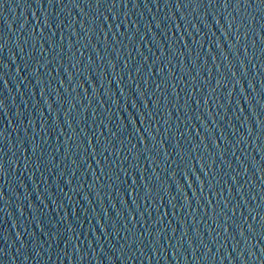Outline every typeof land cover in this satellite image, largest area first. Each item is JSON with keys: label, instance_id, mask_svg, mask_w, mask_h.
<instances>
[{"label": "water", "instance_id": "water-1", "mask_svg": "<svg viewBox=\"0 0 264 264\" xmlns=\"http://www.w3.org/2000/svg\"><path fill=\"white\" fill-rule=\"evenodd\" d=\"M0 264H264V184L118 0H0Z\"/></svg>", "mask_w": 264, "mask_h": 264}, {"label": "snow or ice", "instance_id": "snow-or-ice-1", "mask_svg": "<svg viewBox=\"0 0 264 264\" xmlns=\"http://www.w3.org/2000/svg\"><path fill=\"white\" fill-rule=\"evenodd\" d=\"M256 3H257V6L258 7H261V8H264V0H256ZM228 4L225 3V6H227ZM251 5V4H249Z\"/></svg>", "mask_w": 264, "mask_h": 264}]
</instances>
